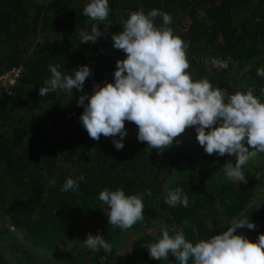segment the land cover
<instances>
[{
  "label": "trees",
  "instance_id": "obj_1",
  "mask_svg": "<svg viewBox=\"0 0 264 264\" xmlns=\"http://www.w3.org/2000/svg\"><path fill=\"white\" fill-rule=\"evenodd\" d=\"M87 3L0 0V74L22 68L12 93L0 92V218L22 231L32 247L64 250L61 259L67 260L73 253L83 264L88 257L85 264H175L171 256L168 261L151 259L143 247L159 238L150 228L161 232L172 225L196 242L227 230L234 219L249 217L256 229H237L236 234L255 242L264 234V201H257L264 191V154L244 166V183L227 179L221 170L227 161L235 164V157L207 155L195 128L159 152L139 142L137 127L126 122L124 148L116 150L113 138L88 136L77 101L90 96L96 84L114 83L116 61L126 57L113 48L111 35L122 30L129 13L158 9L172 17L174 34L189 44L193 79L207 78L230 93L251 89L264 102V78L256 75L264 67V0H109L104 22L83 15ZM93 24L105 34L95 44H82L80 33L90 32ZM155 24L162 26V18L156 17ZM41 33L43 40L33 48ZM50 65H58L62 75L88 66L91 75L83 92L56 90L41 97ZM67 178L78 189L62 192ZM177 187L188 197L187 208L164 202L166 192ZM105 188H120L126 195L144 192V220L128 230L109 225L103 211L107 206L98 199ZM88 234L102 235L112 251L84 247ZM129 239L133 248L120 260L121 246ZM74 240L77 249L71 251ZM0 264L47 262L10 228L0 226Z\"/></svg>",
  "mask_w": 264,
  "mask_h": 264
},
{
  "label": "clouds",
  "instance_id": "obj_2",
  "mask_svg": "<svg viewBox=\"0 0 264 264\" xmlns=\"http://www.w3.org/2000/svg\"><path fill=\"white\" fill-rule=\"evenodd\" d=\"M109 12V0H89L83 8V15L97 22L106 21ZM158 16L163 21L159 27L155 24ZM171 23L172 17L158 9L147 14L143 9L129 13L122 21V30L111 35L113 48L126 58L116 61L114 83L96 84L90 96H79L77 107L84 109L79 120L91 139L113 138L116 150L124 148L126 122L137 127L139 142L159 152L195 128L196 141L207 155L235 157V164L227 161L221 169L226 178L246 183L244 166L264 154V102L251 89L230 93L214 87L207 78L193 79L188 71L189 44L174 34ZM104 34L93 24L90 32L80 33L79 39L82 44H95ZM212 63L219 66L221 62L213 59ZM58 68L49 66L51 76L39 88L41 97L56 90L83 92L91 75L88 66L73 70L74 75H62ZM256 75L264 78V67L258 68ZM78 187L74 179L67 178L61 191ZM146 194L151 196V190ZM144 196V192L126 195L120 188H105L98 199L107 206L103 211L109 225L128 230L144 220ZM164 202L171 207L189 205L180 187L168 190ZM244 228L255 230L256 225L249 217L234 219L227 230L191 242L175 225L165 226L155 242L143 247L151 259L168 261L171 256L175 264H264V234L252 242L236 234L237 229ZM82 243L94 251H112V245L99 234H88Z\"/></svg>",
  "mask_w": 264,
  "mask_h": 264
},
{
  "label": "rangeland",
  "instance_id": "obj_3",
  "mask_svg": "<svg viewBox=\"0 0 264 264\" xmlns=\"http://www.w3.org/2000/svg\"><path fill=\"white\" fill-rule=\"evenodd\" d=\"M43 38H44L43 33L37 34L35 36V38H34L32 47L34 48L35 45H37L40 41L43 40ZM258 193L259 194H258V197H257V201L258 202L264 201V191L261 189ZM3 218L4 217L0 218V226H2L3 229L10 228L14 232L16 237L21 242H24V245L31 247V253L34 254L35 256H37L38 259L45 260L47 262V264H66V263L67 264H83V260H81L80 258L76 257L73 253L69 252L71 254V257H69L68 260H67L66 256L61 259L62 252H65L64 250L56 251V250L46 249L44 247H32L31 243L24 238L23 232L20 231V230H17L16 228L11 227L10 225H8L7 222L5 221V219H3ZM149 231L154 232L155 234L160 236V228H155V229L154 228H150ZM86 238H87V236H86ZM77 244H78V241L74 240L73 243L71 244V246H73L74 249H72L71 251L77 249V247H75V246H77ZM133 245H134V240L133 239H129L128 241H126L121 246L122 250H120V253H121V257L122 258L121 259L119 258L120 260L124 259L127 256L128 251H130L133 248ZM88 254H90V253H88ZM62 260H64V262H66V263H62ZM86 261H89V257L84 259V264H85ZM117 261L118 260H116V262Z\"/></svg>",
  "mask_w": 264,
  "mask_h": 264
},
{
  "label": "built area",
  "instance_id": "obj_4",
  "mask_svg": "<svg viewBox=\"0 0 264 264\" xmlns=\"http://www.w3.org/2000/svg\"><path fill=\"white\" fill-rule=\"evenodd\" d=\"M21 67H13L10 70L0 74V92L1 93H12V88L16 85L20 74Z\"/></svg>",
  "mask_w": 264,
  "mask_h": 264
}]
</instances>
